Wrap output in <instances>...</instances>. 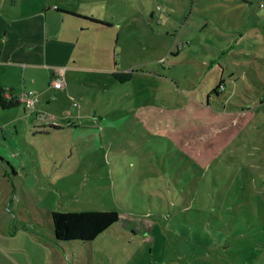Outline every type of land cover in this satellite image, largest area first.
<instances>
[{"label": "rangeland", "instance_id": "1", "mask_svg": "<svg viewBox=\"0 0 264 264\" xmlns=\"http://www.w3.org/2000/svg\"><path fill=\"white\" fill-rule=\"evenodd\" d=\"M44 4L106 25L64 15L65 36L49 38L38 83L61 127L0 132V197L39 221L51 261H67L52 212L116 210L68 264L218 263L190 226L217 210L227 179L251 174L264 189V0H0L16 13ZM63 70L67 86L51 88Z\"/></svg>", "mask_w": 264, "mask_h": 264}, {"label": "crops", "instance_id": "2", "mask_svg": "<svg viewBox=\"0 0 264 264\" xmlns=\"http://www.w3.org/2000/svg\"><path fill=\"white\" fill-rule=\"evenodd\" d=\"M15 9L16 7L11 10L0 8V87L5 90L8 97L10 95L18 96L22 92H33L35 107L28 109L22 104L17 108L0 112V132L3 133L5 142L8 141L9 135L20 134L18 122L24 121L27 125L32 126L36 133L42 134L48 127H35L33 121L36 118H43L44 115L57 117L46 112L44 107V97L47 94L46 81L44 85H41L38 83V78L40 72L46 70L49 38L59 42V38L65 36L66 33L62 35L61 28V24H65L66 20L64 15L76 18L65 13L76 12V10L49 4H44L34 12H31L30 9H23L16 13ZM96 25L100 26V24ZM87 29L90 27H86L84 30ZM68 31V36H71L72 32ZM32 35H37L39 39L30 40ZM67 42L69 45L72 43L71 40ZM59 45L62 47L63 44ZM54 78L63 79L65 86H67L66 70L57 71L51 75L49 83L51 88H53L51 81ZM18 109L22 113H15L13 118H5L7 120L3 119L2 114L13 113ZM11 125H14V131L8 132L7 127ZM4 150L7 152V157L12 156L13 151L9 149L7 143ZM10 167L16 174L11 164ZM8 200V197H0V264H68L67 261L71 257L69 247L64 242L56 240L53 234L54 242L60 251H64L67 261L64 256L62 257V254H59L60 258L51 261L52 255L51 251L48 250V240L42 225L38 220H33L35 218L32 215L28 217L27 215L16 214V211H13L14 206L10 205ZM72 253L74 259L76 255H80L74 249Z\"/></svg>", "mask_w": 264, "mask_h": 264}, {"label": "trees", "instance_id": "3", "mask_svg": "<svg viewBox=\"0 0 264 264\" xmlns=\"http://www.w3.org/2000/svg\"><path fill=\"white\" fill-rule=\"evenodd\" d=\"M65 13L106 25L100 19L78 12ZM114 76L121 83L129 81L132 77L128 72L114 73ZM221 87H224L223 83L219 84V88ZM213 93L220 95L217 89ZM21 105L16 95L8 98L5 90L0 87V112ZM59 121L57 117L44 115L41 119L36 118L33 125L58 130ZM0 161H3L1 156ZM250 176L251 174L244 173L239 180L227 179L225 185L221 183V188L226 192L221 196L217 210L209 212L203 218L205 224L201 227L190 226L191 230L195 227L204 231L210 242L206 251H210L211 254L215 250L213 254L220 255L218 263L215 264H264V189L261 185H254L253 180L249 179ZM120 219V214L116 210L53 212L54 237L72 250L84 249Z\"/></svg>", "mask_w": 264, "mask_h": 264}, {"label": "built area", "instance_id": "4", "mask_svg": "<svg viewBox=\"0 0 264 264\" xmlns=\"http://www.w3.org/2000/svg\"><path fill=\"white\" fill-rule=\"evenodd\" d=\"M261 7L264 8V4L261 5ZM63 73V72H58ZM51 86L55 89H61L65 87V81L61 78H54L51 81ZM34 93L33 92H22L17 96V99L25 105L28 109H33L35 107V100L33 98ZM7 96V95H6ZM8 97V96H7ZM11 98V95L8 97Z\"/></svg>", "mask_w": 264, "mask_h": 264}]
</instances>
